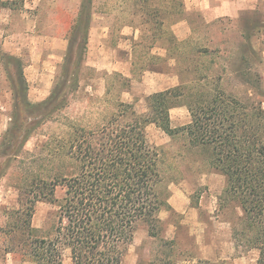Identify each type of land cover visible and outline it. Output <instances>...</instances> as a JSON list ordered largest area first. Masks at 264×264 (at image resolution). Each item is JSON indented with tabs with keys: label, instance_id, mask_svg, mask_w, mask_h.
I'll use <instances>...</instances> for the list:
<instances>
[{
	"label": "rangeland",
	"instance_id": "374dc122",
	"mask_svg": "<svg viewBox=\"0 0 264 264\" xmlns=\"http://www.w3.org/2000/svg\"><path fill=\"white\" fill-rule=\"evenodd\" d=\"M13 1L12 8L0 12V50L22 59L29 99L42 102L58 81L82 0ZM92 1L94 48L90 53L88 45L79 89L70 92L69 102L52 120L37 128L17 159L0 157L4 174L0 177V264H34L22 252H9L10 238L5 233L12 221L9 212L20 207L23 188L35 175L48 177L62 166L58 157L52 167L48 142L67 134L70 126L100 125L118 100L134 103L143 113L149 94L182 83L196 84L199 78L245 102L264 100V0L238 16L212 21L199 10L186 11L192 33L185 39L176 37L182 41L179 45L173 40L176 22L166 20L160 36L152 24L143 23L131 0ZM126 25L139 29L137 38ZM98 28L109 30L108 36L101 39ZM100 43L107 44L102 52L96 50ZM116 58L124 60L119 70L113 69ZM116 73L130 79L129 89ZM11 76L0 60V145L14 111ZM31 85L51 87L50 94L34 101ZM171 121L173 128L188 124V107L173 108ZM148 133L163 151L164 181L159 192L170 207L159 213L155 235L141 224L124 264H259L260 250L243 233L240 203L226 193V177L210 164L211 148L194 145L186 131L170 135L151 124ZM57 195H63L61 188ZM54 210L53 205L39 202L33 225L47 231L56 221ZM65 264H70L69 257Z\"/></svg>",
	"mask_w": 264,
	"mask_h": 264
},
{
	"label": "trees",
	"instance_id": "16d2710c",
	"mask_svg": "<svg viewBox=\"0 0 264 264\" xmlns=\"http://www.w3.org/2000/svg\"><path fill=\"white\" fill-rule=\"evenodd\" d=\"M131 1L156 35L161 36L166 20L178 22L186 15L185 0ZM13 3L0 0V12ZM92 6V0H82L58 81L42 102L29 99L22 59L0 50L14 93L12 122L0 157L17 159L37 128L52 120L69 102L70 92L79 89ZM173 40L182 42L176 36ZM123 79L129 89L130 79ZM207 82L199 78L196 84L182 83L150 94L143 113L134 103L118 100L100 125H72L67 134L50 139L49 161L54 168L59 157L62 166L48 177L35 175L23 188L20 207L9 212L12 221L5 230L9 252H22L34 264H65L66 257L70 264H124L141 224L155 235L159 213L170 207L159 192L163 151L148 133V126L155 124L170 135L186 131L194 145L211 148L210 164L226 177V193L244 212L243 233L260 250L259 264H264V100L245 102ZM180 105L188 107L191 121L173 128L170 111ZM58 188L63 190L61 197ZM39 202L55 207L56 221L47 231L33 225Z\"/></svg>",
	"mask_w": 264,
	"mask_h": 264
},
{
	"label": "crops",
	"instance_id": "0c3cea01",
	"mask_svg": "<svg viewBox=\"0 0 264 264\" xmlns=\"http://www.w3.org/2000/svg\"><path fill=\"white\" fill-rule=\"evenodd\" d=\"M256 3H257V0H185V6H186L187 12H190L194 9L199 10L204 14L206 19H208L209 21L216 20L218 18L225 17V16H238L243 11L254 9L256 7ZM127 27L133 30V32L135 33V37L137 38L139 34V29L137 27H134V25L133 26L126 25V28ZM95 28H96L95 25H92L91 30H90V44H89L90 53H91L92 48H94L92 46V33L95 30ZM172 29L176 37H178L179 39L187 38L192 33V25H191V20L189 19V15L186 14L184 19L172 25ZM99 30L101 31V34H100L101 39H103V37H107L110 32L109 30L106 31V28H103V30L101 28ZM106 46L107 44L100 43V45L97 47L96 50L99 52L100 51L102 52L103 48ZM123 62L124 60L120 58H116L113 64H115V66L118 65V68H116L113 65L114 66L113 69L119 70L120 65ZM125 75L131 76V74H125ZM175 86H172V87H175ZM33 87L35 88L36 92L32 91ZM50 88L48 86H42V85H39L37 87L31 85L30 96L34 95L35 97L34 101H42L50 94ZM169 88L171 87L170 86L164 87V88L154 91L153 93L164 91ZM42 92L45 94H42ZM170 114H171V111H170Z\"/></svg>",
	"mask_w": 264,
	"mask_h": 264
}]
</instances>
